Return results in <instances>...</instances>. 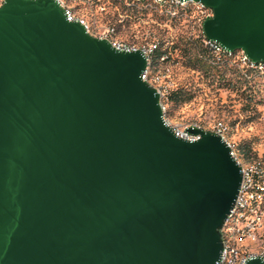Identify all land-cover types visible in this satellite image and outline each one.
I'll use <instances>...</instances> for the list:
<instances>
[{"label":"water","instance_id":"95a60500","mask_svg":"<svg viewBox=\"0 0 264 264\" xmlns=\"http://www.w3.org/2000/svg\"><path fill=\"white\" fill-rule=\"evenodd\" d=\"M193 1L264 63V0ZM145 68L53 0L0 5V264H216L241 169L217 134L175 136Z\"/></svg>","mask_w":264,"mask_h":264},{"label":"built area","instance_id":"2783aa9c","mask_svg":"<svg viewBox=\"0 0 264 264\" xmlns=\"http://www.w3.org/2000/svg\"><path fill=\"white\" fill-rule=\"evenodd\" d=\"M63 10L68 22L82 26L85 32L100 40H106L119 52L140 51L146 60V68L141 79L159 95V104L164 113L165 103L173 91L166 86L165 70L160 65L172 60L171 51L176 48L163 46L159 42H129L116 37L119 30L131 24L185 22L196 30L188 38L190 43L198 41L209 51L215 63L224 59L237 68L259 71L264 63H252L242 52H228L215 42L207 40L203 33V23L213 18L212 9L193 0H53ZM4 0H0V5ZM86 13V14H85ZM159 53V55H158ZM238 54L237 59L236 56ZM166 120V119H165ZM175 136L186 141H196L199 136L188 129L204 130L197 124H187L182 128L172 127ZM224 126L216 123L212 132L220 136L230 149L231 157L241 169L242 181L234 204L220 229L222 249L216 264H245L248 260L259 259L264 264V171L260 162L242 163L224 138Z\"/></svg>","mask_w":264,"mask_h":264},{"label":"rangeland","instance_id":"374dc122","mask_svg":"<svg viewBox=\"0 0 264 264\" xmlns=\"http://www.w3.org/2000/svg\"><path fill=\"white\" fill-rule=\"evenodd\" d=\"M195 31L185 22L147 20L140 25L126 26L116 37L122 41L159 42L164 47L176 48L171 51L172 60L160 65V69H166L164 84L173 91L188 92L192 99L181 104L167 101L164 105L167 123L175 128L197 124L211 131L220 122L224 126V138L239 160L260 162L264 171V68L254 73L253 82L244 88L236 80H232L233 87L227 88L216 76L190 69L185 63L188 53L185 48Z\"/></svg>","mask_w":264,"mask_h":264},{"label":"trees","instance_id":"16d2710c","mask_svg":"<svg viewBox=\"0 0 264 264\" xmlns=\"http://www.w3.org/2000/svg\"><path fill=\"white\" fill-rule=\"evenodd\" d=\"M188 47L185 48L187 67L198 72L206 73L217 77L223 86L233 87L232 80L240 85V87H246L253 82L256 71L248 68H241L240 70L233 64H230L228 59H224L219 63H215L213 56L208 50L204 49L198 41L188 43ZM159 55V53H158ZM188 55V56H187ZM231 75L226 77V75ZM233 77V78H232ZM192 99V96L184 90H174L170 93L168 101L174 104H181Z\"/></svg>","mask_w":264,"mask_h":264}]
</instances>
